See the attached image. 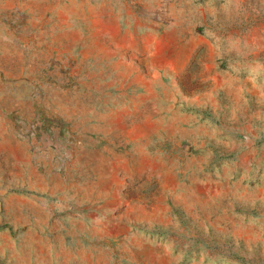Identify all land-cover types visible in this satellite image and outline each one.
<instances>
[{
	"label": "rangeland",
	"instance_id": "obj_1",
	"mask_svg": "<svg viewBox=\"0 0 264 264\" xmlns=\"http://www.w3.org/2000/svg\"><path fill=\"white\" fill-rule=\"evenodd\" d=\"M0 264H264V0H0Z\"/></svg>",
	"mask_w": 264,
	"mask_h": 264
}]
</instances>
